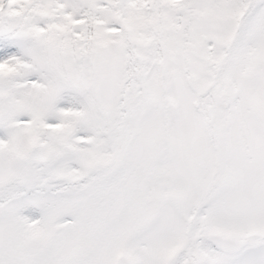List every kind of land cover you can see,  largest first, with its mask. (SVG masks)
<instances>
[{
	"label": "snow or ice",
	"instance_id": "6c2138e0",
	"mask_svg": "<svg viewBox=\"0 0 264 264\" xmlns=\"http://www.w3.org/2000/svg\"><path fill=\"white\" fill-rule=\"evenodd\" d=\"M0 264H264V0H0Z\"/></svg>",
	"mask_w": 264,
	"mask_h": 264
}]
</instances>
